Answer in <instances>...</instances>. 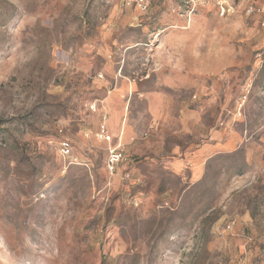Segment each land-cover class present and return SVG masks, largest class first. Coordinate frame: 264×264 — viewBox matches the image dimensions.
<instances>
[{"label": "rangeland", "instance_id": "obj_1", "mask_svg": "<svg viewBox=\"0 0 264 264\" xmlns=\"http://www.w3.org/2000/svg\"><path fill=\"white\" fill-rule=\"evenodd\" d=\"M0 264H264V0H0Z\"/></svg>", "mask_w": 264, "mask_h": 264}, {"label": "built area", "instance_id": "obj_2", "mask_svg": "<svg viewBox=\"0 0 264 264\" xmlns=\"http://www.w3.org/2000/svg\"><path fill=\"white\" fill-rule=\"evenodd\" d=\"M141 3L143 0H139ZM101 136L105 140H110V137L106 133V129L104 127H101ZM68 147V144L63 143L62 144V149H66ZM126 160V156L124 152L118 148H112L109 151V156H108V168L111 172H114L118 164L122 161Z\"/></svg>", "mask_w": 264, "mask_h": 264}]
</instances>
